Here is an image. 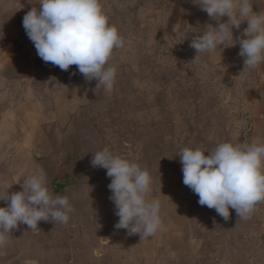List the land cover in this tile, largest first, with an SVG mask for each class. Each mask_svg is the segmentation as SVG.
<instances>
[{
  "label": "rangeland",
  "instance_id": "1",
  "mask_svg": "<svg viewBox=\"0 0 264 264\" xmlns=\"http://www.w3.org/2000/svg\"><path fill=\"white\" fill-rule=\"evenodd\" d=\"M102 3L125 39L110 60L117 73L113 90L83 105L65 128H48L50 157H29L0 141V199L22 191L20 183L39 170L54 194L70 197L74 211L67 224L41 221L32 231L19 225L9 247L47 264H264V202L248 220L235 210L225 220L183 183L179 157L185 147L211 151L223 142H247L245 78L222 48L188 64L196 55L191 38L205 26L191 0ZM29 46L37 89L54 75L71 81L76 65L63 71L45 63L31 40ZM5 90L0 87V114L9 106ZM105 147L149 171L165 230L141 241L114 227L111 179L91 164Z\"/></svg>",
  "mask_w": 264,
  "mask_h": 264
},
{
  "label": "clouds",
  "instance_id": "2",
  "mask_svg": "<svg viewBox=\"0 0 264 264\" xmlns=\"http://www.w3.org/2000/svg\"><path fill=\"white\" fill-rule=\"evenodd\" d=\"M208 17L216 21L191 38L194 59L216 52L219 48L239 45L244 59L240 76L264 64V10L255 12L252 0H191ZM23 17L22 25L34 44L37 55L45 62L67 71L76 65L87 81H97L94 91L111 92L116 68L110 64L115 50L125 46L118 27L111 24L102 0H38ZM227 17L226 22H222ZM247 24L240 37L234 29ZM179 30V25L173 27ZM233 46H228L229 43ZM187 64V65H188ZM183 183L196 195L201 206L214 209L228 220L235 210L239 220H248L256 206L264 202V144L223 142L213 150L185 147L179 154ZM94 168L106 169L108 185L119 218L114 227L140 235L141 241L165 230L161 202L152 195L154 178L147 169L113 153L108 147L93 154ZM22 191L9 193L0 201V250L9 243L19 225L39 228L41 221L67 224L74 211L68 195H57L48 187L42 171L28 175Z\"/></svg>",
  "mask_w": 264,
  "mask_h": 264
},
{
  "label": "crops",
  "instance_id": "3",
  "mask_svg": "<svg viewBox=\"0 0 264 264\" xmlns=\"http://www.w3.org/2000/svg\"><path fill=\"white\" fill-rule=\"evenodd\" d=\"M254 11L264 10V0H252ZM38 0H0V87L5 90L3 102L9 106L0 114V141L17 148L30 157L47 158L53 153L48 128H65L71 116L91 103L97 94V81H87L78 69L71 81L60 83L61 76L54 75L41 89L34 83L37 70L23 25V17ZM198 19L204 25L211 20L198 6ZM227 17L222 22L227 21ZM247 24L234 29V37L241 36ZM228 46H233L231 42ZM239 45L222 48L221 55L229 57L232 70L241 74L244 59L238 55ZM247 87L246 113L248 119L247 143L264 144V64L242 74ZM9 243L0 250V264H47L39 256L23 251L14 253ZM26 249V248H25Z\"/></svg>",
  "mask_w": 264,
  "mask_h": 264
},
{
  "label": "trees",
  "instance_id": "4",
  "mask_svg": "<svg viewBox=\"0 0 264 264\" xmlns=\"http://www.w3.org/2000/svg\"><path fill=\"white\" fill-rule=\"evenodd\" d=\"M60 185L57 186V188H59Z\"/></svg>",
  "mask_w": 264,
  "mask_h": 264
}]
</instances>
